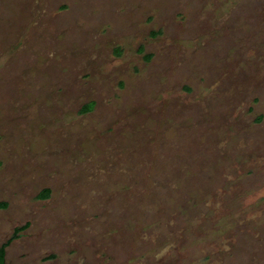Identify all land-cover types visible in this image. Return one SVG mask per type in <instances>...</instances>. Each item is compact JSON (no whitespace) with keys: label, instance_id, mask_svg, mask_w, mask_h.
Instances as JSON below:
<instances>
[{"label":"rangeland","instance_id":"1","mask_svg":"<svg viewBox=\"0 0 264 264\" xmlns=\"http://www.w3.org/2000/svg\"><path fill=\"white\" fill-rule=\"evenodd\" d=\"M0 204L12 264H264V0H0Z\"/></svg>","mask_w":264,"mask_h":264},{"label":"flooded vegetation","instance_id":"2","mask_svg":"<svg viewBox=\"0 0 264 264\" xmlns=\"http://www.w3.org/2000/svg\"><path fill=\"white\" fill-rule=\"evenodd\" d=\"M40 194H41V193H40ZM40 194L38 195V198H39ZM48 197H49V195H48ZM48 197H47V198H48ZM47 198H41V199H47ZM23 227H25V228H23ZM28 227H29V223H25V224H23V225H21V226H19V227H15L14 230L12 231L10 237H9L5 242H3V243L0 245V249L3 247V245H6V246L4 247V255H3L4 263H3V264H12V263H9V262L6 261L7 249H8V247L12 244V242H14V241H16L17 239L20 238V233L23 232V231H25V230H27ZM21 228H23V229H21ZM17 229H21V230H18V232H17V237H16L15 239H13V240H10V239L12 238L13 234L15 233V231H16ZM6 243H7V244H6Z\"/></svg>","mask_w":264,"mask_h":264},{"label":"trees","instance_id":"3","mask_svg":"<svg viewBox=\"0 0 264 264\" xmlns=\"http://www.w3.org/2000/svg\"><path fill=\"white\" fill-rule=\"evenodd\" d=\"M86 109H87V108H86ZM49 192H50V191H49L48 189L43 190V191L41 192L39 198H47L48 195H49ZM4 207H6V204H0V208H4ZM23 228H25V227H23ZM23 228H21V229H23ZM21 229H17V230L15 231V233L13 234V236H12V238H11L10 240L15 239V238L17 237V232H18V230H21ZM6 244H7V243H6ZM5 246H6V245H3V247L0 249V264H3V263H4L3 255H4V247H5Z\"/></svg>","mask_w":264,"mask_h":264}]
</instances>
